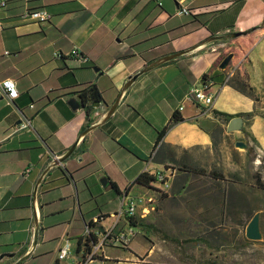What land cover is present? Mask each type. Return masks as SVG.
<instances>
[{
  "label": "crops",
  "instance_id": "0c3cea01",
  "mask_svg": "<svg viewBox=\"0 0 264 264\" xmlns=\"http://www.w3.org/2000/svg\"><path fill=\"white\" fill-rule=\"evenodd\" d=\"M28 9L51 19L24 18ZM0 25V79L19 89L12 104L0 97V264H75L123 202L149 189L134 184L140 173L166 175L171 188L186 174L179 166L208 165L202 153H213L217 132L244 133L215 110L255 108L228 82L238 69L216 65L236 32L264 25V0H6ZM261 45L249 52L253 68ZM204 75L214 81L211 109L189 96ZM250 82L259 85L253 73ZM92 87L101 101L83 103L80 91ZM253 125L245 130L257 136ZM120 218L116 230L135 231ZM135 237L104 245L89 264H151L152 250L132 252ZM68 241L71 255L60 260Z\"/></svg>",
  "mask_w": 264,
  "mask_h": 264
},
{
  "label": "rangeland",
  "instance_id": "374dc122",
  "mask_svg": "<svg viewBox=\"0 0 264 264\" xmlns=\"http://www.w3.org/2000/svg\"><path fill=\"white\" fill-rule=\"evenodd\" d=\"M260 43L258 50H264V37L256 46ZM232 47L231 42L224 49ZM229 66L238 70L228 82L257 98H252L254 115L242 116L244 133L237 139L217 132L213 153H202L207 166L181 165L178 170L186 174L171 188L165 182V190L154 184L135 198L137 237L132 252L145 257L152 250L147 261L151 264H264V189L256 182L257 173L264 180V56L255 68L249 55L233 57ZM252 73L258 86L250 82ZM252 125L257 136L245 130ZM238 140L247 148L237 147ZM255 215L262 233L257 240L247 237Z\"/></svg>",
  "mask_w": 264,
  "mask_h": 264
},
{
  "label": "built area",
  "instance_id": "2783aa9c",
  "mask_svg": "<svg viewBox=\"0 0 264 264\" xmlns=\"http://www.w3.org/2000/svg\"><path fill=\"white\" fill-rule=\"evenodd\" d=\"M159 5H163L164 0H155ZM6 6V0H0V8ZM179 14L188 15L190 10L187 6H181L179 9ZM24 18H28L34 22L40 24H46L50 21L51 15L46 9H38L33 11H26ZM1 27V25H0ZM79 55V53H77ZM83 61H88V57L81 55ZM6 81H10L9 84H6ZM214 81L212 79H206L202 81V84L199 86L193 87L190 92V98L194 97L199 105L205 107L206 109H211L214 106L215 102V92L212 90ZM19 96V89L15 79L13 78H4L0 79V97L6 99L8 104H12L14 100ZM180 110L184 109V106H180ZM159 179H168V176L158 174ZM138 212V202L135 198L130 197L126 199L120 211L114 215V223L106 228L100 233V240L94 241L91 246V250L83 256L81 259H78L75 264H89L92 259L95 258L98 250L101 249L104 245H113L120 244L126 245L130 243L131 238L135 235L133 228L116 230L118 224L120 223V217L125 215L126 219L129 220V224L133 226L131 218L135 219ZM135 226V225H134ZM71 243L66 242L58 251V259L65 260L68 259L71 255Z\"/></svg>",
  "mask_w": 264,
  "mask_h": 264
},
{
  "label": "trees",
  "instance_id": "16d2710c",
  "mask_svg": "<svg viewBox=\"0 0 264 264\" xmlns=\"http://www.w3.org/2000/svg\"><path fill=\"white\" fill-rule=\"evenodd\" d=\"M241 6H242V4L239 5L237 10H240ZM35 10H38V9H35ZM28 11H33V10L32 9H28ZM191 13L192 12L190 11V14ZM262 33H264V25L252 27V28L248 29L246 31V33H244V34L242 33L239 36H237L235 38L237 40L236 46L232 47L230 49V51H227V50L223 51L221 56H220V58H219V60H218V62H217L216 66L220 65L221 62L229 54H233V57H235V58L236 57L240 58L242 56L249 55V52L251 51V49L257 44L258 39H259V35L262 34ZM228 67H229V65H228ZM206 79H207V76L204 75V80H206ZM242 92H245V91H242ZM247 95L250 96L251 98H253L254 100H257V98L253 94L247 93ZM89 96L91 97V99L93 101V104L98 103L102 99L101 95H99L96 92V89H94V87L85 88L82 91H80V97H81L83 103H87L88 102ZM89 111H90V108L88 107V112ZM215 113L218 114V115H223L225 117H228L227 119H229V118L231 119V118H234V117H237V116H241L242 117V116H245V115H247V116L254 115V111L242 112V113H238V114L232 115V114H229V113H225V112H221V111L215 110ZM178 120H180V117L175 115L174 118L172 119V121H170V123L160 132L159 140L161 138H163V136L168 131V129L171 127V125L174 124V122H177ZM217 125L218 124L215 123V126H217ZM212 174H214L216 176V172H212ZM157 181H158V175L152 174V173H149V172H142V173H140L137 176V178L134 181V184L139 183V184L144 185L146 187H152L154 182H157ZM256 182H257L258 186H260L262 189H264V180L262 179V177L258 173L256 174ZM107 216H109V215H107ZM130 220L132 221L134 219L131 218ZM132 224L135 225L136 222L132 221ZM92 240H95V237H94V239H89L88 237H86V240H85L86 245H88L89 242L92 241ZM79 242H80V244H79V247H80L81 243H82V239H80ZM86 249H88V247Z\"/></svg>",
  "mask_w": 264,
  "mask_h": 264
},
{
  "label": "water",
  "instance_id": "95a60500",
  "mask_svg": "<svg viewBox=\"0 0 264 264\" xmlns=\"http://www.w3.org/2000/svg\"><path fill=\"white\" fill-rule=\"evenodd\" d=\"M246 33V31L236 32L234 34L235 37L239 36L240 34ZM233 58V54H229L220 64V68L226 69ZM69 104L73 109H78L81 106V103L76 99L72 98L69 101ZM244 119L241 116H237L232 118L228 123V130H239L243 128ZM235 145L239 148H247V143L243 140L236 141ZM103 182H106V179H103ZM247 237L253 240L260 239L262 237V233L260 230V218L259 215H255L254 218L251 220L247 227Z\"/></svg>",
  "mask_w": 264,
  "mask_h": 264
},
{
  "label": "bare ground",
  "instance_id": "6f19581e",
  "mask_svg": "<svg viewBox=\"0 0 264 264\" xmlns=\"http://www.w3.org/2000/svg\"><path fill=\"white\" fill-rule=\"evenodd\" d=\"M226 107H228L226 104H224ZM160 181H162V182H165L166 183V181H167V179H159Z\"/></svg>",
  "mask_w": 264,
  "mask_h": 264
},
{
  "label": "clouds",
  "instance_id": "9594fccd",
  "mask_svg": "<svg viewBox=\"0 0 264 264\" xmlns=\"http://www.w3.org/2000/svg\"><path fill=\"white\" fill-rule=\"evenodd\" d=\"M5 83H6V84H9V83H10V81H6Z\"/></svg>",
  "mask_w": 264,
  "mask_h": 264
}]
</instances>
